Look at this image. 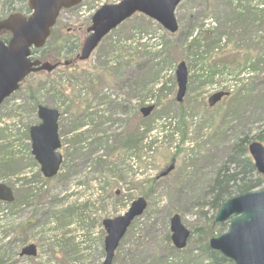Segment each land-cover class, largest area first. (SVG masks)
<instances>
[{
	"label": "rangeland",
	"instance_id": "374dc122",
	"mask_svg": "<svg viewBox=\"0 0 264 264\" xmlns=\"http://www.w3.org/2000/svg\"><path fill=\"white\" fill-rule=\"evenodd\" d=\"M119 1L84 0L61 11L56 41H72L79 52L95 12ZM27 2L0 0V20L18 11L28 14ZM240 5L253 12L258 9L257 16L240 20ZM175 15L179 30L172 34L155 20L135 14L112 31L88 60L27 78L0 107V182L10 185L15 195L13 205H0V264H102L103 221L123 215L139 197L148 206L120 242L113 264H186L184 257L188 264H210L199 241L214 213V179L244 148L243 140L264 139V0H184ZM192 28L193 36L200 34L201 45L208 46L198 61L185 51L191 40L185 35ZM59 48L61 43L36 57L60 59L51 54ZM64 56L62 61L70 57ZM146 61L157 62L158 69L143 67L142 72ZM182 61L188 66V83L183 101L178 102L176 69ZM252 67L255 73L250 72ZM211 71L216 73L213 78ZM130 77L132 90H128ZM220 90L230 96L209 107L208 99ZM117 91L127 101L135 96V132L138 125L154 128L139 151L134 143V155L126 150L125 158L120 154L113 159L97 142L98 134L85 143L75 142L80 135H68V110L77 115L88 106L99 116L101 98L115 101ZM36 100L61 112L64 163L52 179L43 177L24 136L40 122ZM147 105L155 108L143 117L140 110ZM170 123L176 132L152 143L162 125ZM11 157L9 168L2 159ZM171 164L174 170L158 178ZM175 213L192 232L183 252L170 240V218ZM227 229V223L220 224L214 233ZM31 243L37 246V256H20Z\"/></svg>",
	"mask_w": 264,
	"mask_h": 264
},
{
	"label": "water",
	"instance_id": "95a60500",
	"mask_svg": "<svg viewBox=\"0 0 264 264\" xmlns=\"http://www.w3.org/2000/svg\"><path fill=\"white\" fill-rule=\"evenodd\" d=\"M83 0H29L32 11L27 17L14 13L0 21V32L9 31L11 39L6 43L0 40V105L16 92L20 83L31 73L40 70H52L54 65L31 60V49L41 48L50 36L51 28L63 8H71ZM183 0H121L115 4L101 6L92 17V25L88 28L79 55L86 60L96 49L101 40L113 29L130 18L136 12L142 13L158 23L166 30L175 33L178 22L175 11ZM68 64V63H66ZM176 77L179 86L177 100L182 101L187 85L188 71L185 62L177 66ZM225 92H218L209 98L210 106L219 102ZM154 106L141 109L144 117L153 111ZM39 125L30 129L32 154L41 166L46 178L54 177L60 168L63 157L59 152L61 141L58 134L57 109L44 105L38 107ZM249 152L254 159L257 171L264 175V146L260 142L249 145ZM170 165L162 176L173 170ZM0 200L12 202V189L0 183ZM147 207L144 198L135 200L129 210L122 216L107 219L103 222L107 235L105 238V260L103 264H112L115 251L132 221L140 216ZM229 222L226 232L214 234L209 240V247L218 251L234 264H264V190L247 191L225 201L217 211L213 225ZM171 239L178 249L186 247L191 232L182 223L179 214L170 220ZM21 255H36V246L31 244L23 248Z\"/></svg>",
	"mask_w": 264,
	"mask_h": 264
},
{
	"label": "trees",
	"instance_id": "16d2710c",
	"mask_svg": "<svg viewBox=\"0 0 264 264\" xmlns=\"http://www.w3.org/2000/svg\"><path fill=\"white\" fill-rule=\"evenodd\" d=\"M241 7H243V8H241ZM238 8L242 9L238 13V18L240 20H244L245 16L246 17L249 16V19H251L250 17L257 16L258 9L255 10V12H253L248 7H245V6L240 5V7H238ZM189 36L191 37V40L189 41L187 46H185V51L189 57L191 56L193 58L194 61H198L199 60L198 58L203 57V54L208 53V51H207L208 46L201 45V41L199 40L200 34L198 36H193V28L188 33H186V35H185L186 40H188ZM56 39H57V36H55V32L52 31V35H51L50 39L48 40L46 46L41 51H36V52L46 51L50 47L52 48V50L49 52H52L53 49L56 48V46H59L61 43L62 48L57 49L56 52H53L51 54L55 53L54 55L56 57L59 56L60 58H62L61 56H63V55H65L64 57H66V56L73 57L76 54V51L78 49V47H77L78 45H75V43L74 42L72 43V41L64 40V38H59L57 41H56ZM152 62L153 61H146L145 64L142 66L141 71L143 72L144 68L145 69L149 68L150 71L154 70V69L155 70L158 69V63L157 62L152 63ZM149 63H152V64L147 67V65H149ZM250 70H252L250 72L255 73V69L253 67L250 68ZM215 75H216L215 71H211L210 76L213 78V76H215ZM32 76H34V75H32ZM233 80L238 82L237 79H233ZM127 82H128V90L129 89L132 90L133 85L131 84L132 83L131 77L127 79ZM136 84H134V85L136 86ZM53 89H55V88H53ZM50 91H47V92L52 93ZM64 92H65V90H64ZM238 93H240V92H238ZM241 94H243V93H241ZM141 100H144V99H141ZM39 104H41V102L36 100L34 102V108L36 109ZM92 115H93V113L89 114L88 120H90V121L95 120L92 117ZM153 128L154 127H152V128L147 127L145 129H143V127L138 125L136 132H135V139H134L135 149L138 146V151H139V149H141L143 147V143L145 141H147L148 134ZM161 129L159 132V134H161V136H162L161 138L162 139L167 138L169 132L171 131V123L162 125ZM24 136L27 139H29V129L26 130V132L24 133ZM86 138H88V137L85 136L82 139L84 140ZM82 139L79 141H82ZM255 139L259 140V141H264V139H262L261 137H257ZM158 140H159L158 135H156L155 139L152 141V143H157ZM242 142L244 144H246V145H244V148L241 150H237L235 152V155L229 159L228 167L225 166L222 171H219L217 173V175L214 179V184L211 187V190H212L211 208H212L214 213H213V215H211V217L208 218L207 224L205 225V227L201 229L202 238L200 239L201 241H199V243L201 244L199 250L202 254H204L206 256L207 260L210 261V264H227V263L232 264L231 261L227 260L219 252L211 250L208 246V237L214 233V228L212 227L211 223L214 219V216H215L217 210L221 207V205L223 204L224 201L233 197L235 194L259 189L264 184L263 178L256 172L253 161H252L251 157L249 156L248 146H247L249 144V139L248 140L245 139ZM125 144L127 146V149H129L128 148L129 147V137H127ZM0 148L2 149L3 146L0 145ZM2 160L3 161L6 160L5 166H8L9 168L13 166L12 157L9 160L7 158L2 159ZM253 173L254 174L256 173V176H254ZM152 181L154 182V180H151L150 182H152ZM32 182L33 181H27V184H31ZM183 251H185V250H183ZM183 251H181V252H183ZM184 259H185L186 264H188L187 263L189 261L188 257H184ZM165 264H167V263L165 262ZM172 264H176V263L172 262ZM178 264H182V263L179 262Z\"/></svg>",
	"mask_w": 264,
	"mask_h": 264
},
{
	"label": "flooded vegetation",
	"instance_id": "af4514ba",
	"mask_svg": "<svg viewBox=\"0 0 264 264\" xmlns=\"http://www.w3.org/2000/svg\"><path fill=\"white\" fill-rule=\"evenodd\" d=\"M114 95L116 98L112 102L110 96L101 98L99 107L102 109L99 111V122L97 124L89 123L90 121L83 124L81 119L86 115L85 111L77 115H71V110H68V135H89L97 132L99 135V145L106 146L107 157L116 159L120 154L125 158L127 150L125 141L127 137H129V153L134 155V136L132 134L134 133L135 135V125L132 126V120L135 118V96L129 97L127 101L125 95L119 91L114 93ZM68 105H71V103ZM91 111L93 112V108H91ZM126 116L129 118L128 122L130 126V132L127 135L125 130ZM85 128L87 129L84 130ZM78 132L82 133L77 134ZM0 204L8 205L1 201Z\"/></svg>",
	"mask_w": 264,
	"mask_h": 264
}]
</instances>
